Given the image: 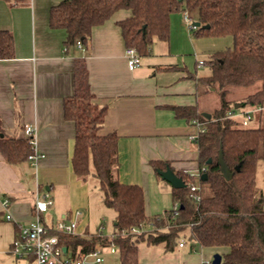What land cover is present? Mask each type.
Returning <instances> with one entry per match:
<instances>
[{"label":"crops","instance_id":"obj_1","mask_svg":"<svg viewBox=\"0 0 264 264\" xmlns=\"http://www.w3.org/2000/svg\"><path fill=\"white\" fill-rule=\"evenodd\" d=\"M60 1L0 0V30L14 37V57L0 58V121L7 135L19 138H27L26 125L33 126L34 148L42 155L33 166L28 159L9 163L0 150V264H37L32 254L18 253L15 242L21 227L37 218L36 201L46 192L53 205L41 213L45 225L53 227L62 219H75L76 234L99 228L109 235L114 232L115 210L105 209L109 207L102 195L94 194L95 181L94 185L88 176L76 175L72 166L75 124L64 115V100L75 93L80 62L87 68L94 101L108 105L100 133L119 135L116 176L121 182L143 187L149 216L159 214L149 204L147 188L151 178L163 180L151 160H169L176 171H200L198 144L190 138L197 127L177 116L174 107L194 105L211 113L219 106L205 105L204 98L218 92L207 88L204 92L197 81L210 71L203 74L197 66L193 69L192 55L202 51V37L193 36L182 12L171 16L169 39L155 40L151 54L142 56V63L131 70L118 24L131 14L129 10H119L94 27L88 46L68 49L66 31L49 24L50 8ZM172 66L175 68H169ZM102 258L96 262L89 257L85 264H119L117 251L108 247H103ZM206 261H210L209 256L199 252L193 242L179 243L172 252H166L162 245H139V264Z\"/></svg>","mask_w":264,"mask_h":264},{"label":"trees","instance_id":"obj_2","mask_svg":"<svg viewBox=\"0 0 264 264\" xmlns=\"http://www.w3.org/2000/svg\"><path fill=\"white\" fill-rule=\"evenodd\" d=\"M122 9L131 12L118 21L125 44L135 47L141 56L151 54L155 40L169 39L171 16L177 12L197 13L201 25L192 29L196 37H233L232 47L217 50L204 60L210 73L197 77L201 86L218 92L219 106L211 118L194 105L174 107L177 116L189 122L197 120L206 128L197 140L200 173L176 171L169 160H151L157 173L171 167L187 187L172 186L178 215L173 217L175 206L162 215H147L143 187L121 182L116 176L119 135L100 133L108 105L94 101L87 68L80 62L75 93L64 100V115L75 124L72 166L76 175L85 178L92 174L98 179L104 204L116 212V224L110 235L100 228L84 235L51 233L58 234L72 256L115 244L119 264H139L141 243L162 245L166 252H172L188 229L194 244L226 247L221 264H264V189L257 183L258 163H264V124L243 127L228 115L239 109L228 98L230 86L261 82L262 87L242 102L264 107V0H61L50 8L49 24L66 31L68 49L78 41L88 46L93 28ZM12 57L14 37L0 30V58ZM0 150L7 162L18 163L27 160L34 148L29 138L7 135L0 121ZM221 150L234 173L230 180L221 172ZM203 173H207L206 180ZM191 182L199 189L193 190Z\"/></svg>","mask_w":264,"mask_h":264},{"label":"built area","instance_id":"obj_3","mask_svg":"<svg viewBox=\"0 0 264 264\" xmlns=\"http://www.w3.org/2000/svg\"><path fill=\"white\" fill-rule=\"evenodd\" d=\"M183 20L188 24L190 29L195 28L194 21L191 13L188 11L182 12ZM78 47H83V43L81 41L77 42ZM126 55L128 58V66L131 70L137 68L142 63V56L138 53L135 47H127ZM200 65L204 64V60L199 61ZM264 107L262 106H249L248 109L245 110H236L229 111L228 115L234 119H237L236 116L240 115L243 118L237 119L239 124L243 127H249L250 123L254 120V115L256 113L262 112ZM194 125H196V132L191 134L190 138L193 141L198 140L199 135L206 130L205 126L195 120ZM25 133L27 138H29L30 142L33 145L35 144V128L31 125L25 126ZM42 155L35 150L28 156L29 162L36 166L38 159ZM205 168H203L204 170ZM200 173V172H199ZM193 190L199 189V186L193 182L190 183ZM197 200H200V196H196ZM8 201H5L7 204ZM53 205V199L49 193H45L43 199H37L35 205V211L37 213V218L30 222L27 225H24L20 229V237L19 240L15 242V249L18 253H29L32 254L37 264H85L86 259L89 257H93L96 262H101L103 247L98 246L96 250L91 253L81 255V256H72L70 251L67 248V251L64 252V245L61 244L58 234L51 233V230H56L57 232L68 233V234H76L77 230V221L74 220H66L62 219L57 222L53 227H49L42 222L41 213L48 211ZM80 212H76V215H79ZM179 214V206H175V210L173 213V217ZM10 218V216H8ZM184 244L183 241L180 242L182 246ZM112 252L117 251V246L112 244L108 247ZM204 264H211V261H206Z\"/></svg>","mask_w":264,"mask_h":264},{"label":"rangeland","instance_id":"obj_4","mask_svg":"<svg viewBox=\"0 0 264 264\" xmlns=\"http://www.w3.org/2000/svg\"><path fill=\"white\" fill-rule=\"evenodd\" d=\"M191 15H192L193 21L196 22L197 13L192 12ZM200 39H201L200 41H202V45L199 48L202 51H196L197 52L196 55L195 54L192 55V65H193V69H196V66H197L198 72L205 74L206 72L210 71L209 66L207 64L200 65L199 61L207 60L210 57V55L217 50H223L228 47H232L234 44V41H233L232 36H221V37H209V36L204 37L203 36ZM261 87H262L261 82H257L247 87L230 86L228 98L231 99V102L234 105L237 102H242V100H244L248 95L258 91ZM203 88L205 92L206 91L205 87ZM219 101L220 99L216 93L215 94L211 93L204 98L205 105L209 108L210 107L214 108V106H217ZM248 108H249V105H246L244 107L239 108L238 110H245ZM253 115H254V120L250 123L251 127H257V126L264 124V110L260 113H256ZM236 117L239 120L243 118L240 115ZM88 178L90 179L91 183L93 182L94 184V181H95V184H97L93 189L94 194L101 196L102 192L99 186V181L96 180L95 176L93 175H88ZM159 181L156 180L155 182L151 178V182H150L151 184H150V187L147 188V194L151 201V203L149 204L153 206L154 212L158 214H163L166 209L167 210L173 209L175 206V203L172 197V185L165 180H162V181L159 180ZM257 183L260 187L264 189V163L262 161H259L258 167H257ZM105 209H108V211H111V213H114L113 209H109V208H105ZM103 231H105V229ZM188 233H189L188 229L183 231L181 234V240L183 242L185 241L188 245H190L191 241L188 237ZM195 245L197 246V250L199 252L205 251V254L209 256L210 261L213 260L215 254L217 253L223 254L227 251L226 247L207 246L205 248H202V246L199 244H195Z\"/></svg>","mask_w":264,"mask_h":264},{"label":"water","instance_id":"obj_5","mask_svg":"<svg viewBox=\"0 0 264 264\" xmlns=\"http://www.w3.org/2000/svg\"><path fill=\"white\" fill-rule=\"evenodd\" d=\"M194 25L198 27L201 25V22L196 21L194 22ZM205 27H207V25H205ZM244 106L245 104L243 102H237L234 104L235 108H241ZM202 114L207 118H211V113L209 112H203ZM219 163H220L222 175L225 177V179L230 180L233 177L234 173L230 170L229 166L225 162L222 150L220 151L219 154ZM236 169L240 170V165H238ZM158 173L159 175H161L163 180L169 182L175 188L187 187V183L185 182L184 178L182 176L177 175L176 172L171 167H167L165 170H159ZM202 179L203 180L207 179V173L202 174ZM63 250L64 252H66L67 247L66 246L63 247ZM222 259H223L222 254L217 253L214 255L211 264H221Z\"/></svg>","mask_w":264,"mask_h":264}]
</instances>
